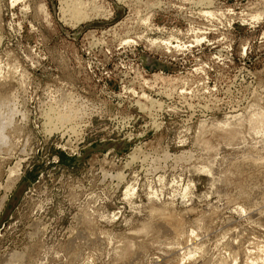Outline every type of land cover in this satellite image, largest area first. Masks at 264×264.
Wrapping results in <instances>:
<instances>
[{
	"label": "rangeland",
	"instance_id": "1",
	"mask_svg": "<svg viewBox=\"0 0 264 264\" xmlns=\"http://www.w3.org/2000/svg\"><path fill=\"white\" fill-rule=\"evenodd\" d=\"M0 131V264H245L264 0H0Z\"/></svg>",
	"mask_w": 264,
	"mask_h": 264
},
{
	"label": "bare ground",
	"instance_id": "2",
	"mask_svg": "<svg viewBox=\"0 0 264 264\" xmlns=\"http://www.w3.org/2000/svg\"><path fill=\"white\" fill-rule=\"evenodd\" d=\"M63 1V0H62ZM140 1V0H139ZM82 2V1H81ZM78 3H79V1H78ZM83 3V2H82ZM81 3V4H82ZM137 4V3H136ZM78 5H80V4H78ZM77 5V6H78ZM82 5H85V3L84 4H82ZM83 7V6H82ZM82 7L81 6H79L77 9H75L76 7H74V12H75V16H74V19H85L87 16H89L88 14H89V12L90 11H88L86 8H85V6L83 7V8H85L86 10L84 11V9H82ZM87 7V6H86ZM72 8V7H71ZM93 8V7H92ZM97 8V7H96ZM88 9H90V8H88ZM100 10H101V8H100ZM92 11V10H91ZM102 11V10H101ZM104 11V10H103ZM107 11V10H106ZM106 11H104V12H106ZM103 13V12H102ZM108 13H109V11H108ZM65 14V13H64ZM93 14V13H92ZM97 13L95 12V15H96ZM87 15V16H86ZM99 15V14H98ZM97 15V16H98ZM102 15V14H101ZM86 16V17H85ZM91 16V15H90ZM72 18H73V16H71ZM85 17V18H84ZM107 17V16H106ZM88 18V17H87ZM90 18V17H89ZM76 19V20H77ZM0 138H3L2 137V132L0 131ZM20 171H21V168H20V165L19 164H17L16 165V167H13V168H11L10 169V174H9V178H8V184H7V187L8 188H12L13 186H14V184L17 182V179L19 178V175H20ZM167 222H168V224L167 225H172L171 227H176V226H178L177 224H179V220L176 218V217H174V216H167V220H166ZM174 225H176V226H174ZM246 242V241H245ZM242 246V245H241ZM263 246V245H262ZM250 248V247H249ZM259 248V247H258ZM264 248V247H263ZM250 250H251V248H250ZM250 250L248 249V251H249V255L245 258V264H264V250H261V248L260 249H258L260 252L259 253H255V252H253L252 251V253H250ZM256 250V249H255ZM248 251H247V254H248ZM256 256H258V257H256Z\"/></svg>",
	"mask_w": 264,
	"mask_h": 264
}]
</instances>
